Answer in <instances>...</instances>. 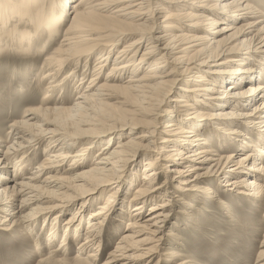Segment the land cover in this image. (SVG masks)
Instances as JSON below:
<instances>
[{
	"label": "bare ground",
	"instance_id": "1",
	"mask_svg": "<svg viewBox=\"0 0 264 264\" xmlns=\"http://www.w3.org/2000/svg\"><path fill=\"white\" fill-rule=\"evenodd\" d=\"M70 1L76 3L74 13L59 48L44 57L38 71H26L39 78L38 86H47L46 94L0 134L2 232L49 216L43 221L48 227L51 221L49 230L34 234L38 251L55 243L59 220L68 213L59 248L38 263L67 264L55 257H64L82 238L72 261L97 264L93 252L80 255L102 246L107 231L128 216L105 264H147L163 251L174 202L192 211L191 202L206 200L211 203L206 208L216 205L230 212L222 183L232 192L230 198L243 194L235 190L248 189L259 211L264 179L255 172L264 174V0H0V46L5 45L0 69L10 68L0 70V92L7 82L19 86L20 77L11 79L8 72L29 64L30 51L47 52L55 43ZM247 21L252 22L239 24ZM8 52L22 55L17 57L21 62L11 65ZM92 58L97 64L83 86L84 78L77 79L71 68L77 71L84 64L86 70ZM109 65L100 83L99 74ZM105 92L117 93L137 118L117 124ZM4 104L9 105L5 97ZM126 132L131 139H125ZM33 149L44 158L26 174ZM138 172L143 173L140 180ZM97 197L104 203L90 211ZM167 251L159 257L187 264L178 262L183 252ZM257 258L264 264V250Z\"/></svg>",
	"mask_w": 264,
	"mask_h": 264
},
{
	"label": "rangeland",
	"instance_id": "2",
	"mask_svg": "<svg viewBox=\"0 0 264 264\" xmlns=\"http://www.w3.org/2000/svg\"><path fill=\"white\" fill-rule=\"evenodd\" d=\"M54 1V0H53ZM57 1V0H56ZM68 2V1H67ZM71 2V1H70ZM78 3V0H76ZM74 4L76 3H69V7L65 8L64 10V16H65V22L63 24V28H61L59 35L53 37L55 39V43L53 45L49 46V49L47 52L43 53H34L29 52L26 57L29 56L31 60H28L29 64H27L23 69L18 70V72H8L9 77L12 79H16L20 77L21 81H19L18 84L13 83L12 85L9 84V82L4 84V88L7 91H10V93L6 96H3L5 93L4 91L0 92V101L2 98L5 97L8 104H4L3 106H0V118L4 120V122L0 125V134L5 135L10 131L9 127L14 121H19L22 119L25 112L28 110L34 108V105H32L33 101H39L44 97L46 94L45 88L47 86H38L37 83L39 82V78H36V76L31 77V73H29V76L26 74V71L28 69H31L33 71L39 70V67L44 62V57L49 56L54 49L59 48V43L62 40V35L64 34V29L69 25L70 19L73 16L74 13ZM260 4V3H259ZM167 9V7H164ZM170 10V9H169ZM167 9V11H169ZM171 11V10H170ZM176 12V11H171ZM48 12L47 14H49ZM162 18L165 17L166 14L161 13ZM253 20V19H252ZM252 21L247 22H241L240 25H246L248 23H251ZM223 23L219 24L215 29L218 31L220 30ZM22 26L19 27V29ZM17 28V27H16ZM207 29V28H205ZM129 43V39L125 44L118 45L116 47V50L114 51L113 57L117 55L118 50L127 45ZM51 44V42H47V45ZM145 42L141 44L140 52L142 51ZM5 45L0 46V59L4 57L2 55V50L4 49ZM16 51V50H15ZM14 52V51H12ZM12 52H8L6 54V58L10 60L11 65L13 64H19L21 61L17 58L19 56H22L20 54H16L15 56H12ZM21 53V51H19ZM93 59V58H92ZM2 63H0L1 65ZM97 64L96 61L91 60L88 65H86V70L84 69V64H81L77 71L75 67H72L71 69L74 70L77 79L79 77L84 78L82 81V84L84 86V83L87 84L90 80V76ZM10 67V65L8 66ZM27 67V68H26ZM111 66H105V68H102L101 73L99 76H101V82H103V79L107 75V73L110 71ZM0 70H6L10 71V68H2ZM169 70H166L165 73H167ZM12 74V75H11ZM36 75V74H35ZM98 76V78H99ZM22 77V78H21ZM99 78V79H100ZM76 79V80H77ZM127 79V76L123 77L122 82H124ZM75 82V81H74ZM74 82L69 84V89H71V92L73 91V84ZM76 83V82H75ZM229 83H225L223 87H226ZM183 83H180L178 87H181ZM86 86V85H85ZM12 90V92H11ZM105 94H109L111 98L106 101V104L109 106V111H113L116 116L117 124H120L121 122L128 121V119L137 118V115L130 111V108L128 106V103L122 99L118 98L117 93L115 92H105ZM3 97H2V96ZM61 93L57 91L55 94V97H59ZM75 93L69 94V97L72 99L74 97ZM72 101V100H71ZM72 103V102H71ZM70 104V102L68 103ZM166 108V107H165ZM26 113L25 115H27ZM163 123L165 120L162 121ZM159 127V134L161 132L162 136V126ZM128 132L124 133L123 135H126L125 139L127 137L129 139L132 138V136H127ZM212 135V134H211ZM120 136V135H119ZM13 141V140H11ZM160 141V139H159ZM41 149V148H40ZM40 149H33L34 151L32 154L28 152L30 155V160H32V163L29 162L31 165L28 167L29 163L25 166L28 167L26 174H30L34 172L33 168H36L38 164L42 161L44 158V155H40L41 150ZM233 148L230 147L229 152H232ZM97 152V151H96ZM95 152V153H96ZM157 154H153L154 157H157L159 150L156 151ZM223 152H226V150H223ZM247 151H244L243 153L237 154L238 157H242L245 155ZM93 154V156L95 155ZM236 156V153H233ZM28 159V160H29ZM96 161V158L92 157V162ZM170 166V165H169ZM12 168V167H11ZM13 171V170H12ZM163 171V170H161ZM138 177L137 179L140 180V178L143 176L142 172L137 173ZM261 179H264V174H256ZM163 177L160 178L159 183L163 181ZM262 185H264V182H260ZM219 189L221 187V192L225 191L224 199L225 202H227L230 212L222 211L218 208L216 205H211L209 208H206L204 206L207 204L205 201H196L191 202V204H194V210L190 211L188 208L185 207L184 209L182 206H177V203L174 202L172 210H174V214L172 215L171 219L169 220L168 224L166 225L164 229V245H163V251H159L157 255H153L151 258H149L150 262L147 264H173L167 262L168 259H170V256H160L164 253L168 252V249L174 250V251H180L184 253V258L181 260H178V262H187V264H263L260 262V260L257 258L259 256V253L264 250V247L262 246V242L264 240V202L259 203L261 204L259 211L257 210L256 206L252 204L253 199L247 195H249L250 191L248 189H239L235 190L233 193H239L243 192V194H233L232 197L235 196V198H230L231 191L227 192L226 190L228 187L224 188L223 184H219ZM218 191V190H217ZM172 191H169V193ZM231 192V193H230ZM133 195V192H131L125 199V204L127 205V202L129 199H131ZM175 195V194H171ZM177 195V194H176ZM227 195V196H226ZM237 195V196H236ZM227 197V198H226ZM172 200V199H171ZM209 200V199H207ZM184 202H187L183 200ZM190 201V200H188ZM92 202V201H91ZM163 202V200L159 201ZM104 203V198H99L94 201V206L90 209V211L96 210V207L99 206L98 204ZM189 203V202H187ZM160 204V203H159ZM204 207V208H203ZM182 208V209H181ZM204 209V210H202ZM181 211L182 214H178ZM28 212V210H27ZM195 218L188 219L189 215L192 214ZM71 214V213H70ZM83 219L86 218L88 215V212L84 213ZM69 217V214H66V217H62L59 222V226L61 227L59 229L60 234L57 237V240L55 243H53L51 246L46 247L43 246V249H40L38 251H35V236L34 234L40 235L42 231L46 230L45 233L50 228V222L49 227L46 226L47 223H43V221L47 220V218H38V223L32 224L29 227L21 228V227H12L9 228V231L2 232L0 227V264H40L38 263L39 260L46 258L49 255L50 250H54L56 248H59V245L61 244L62 235L64 234V225L63 222H66L65 219ZM146 215L144 216L143 220L146 219ZM129 221L128 216L121 220L119 222L118 228L116 230H112L111 233L107 231V236L103 238L102 246H100L98 249L93 248V250H87L86 253L80 255L81 258H87V255L92 253L96 255V263L97 264H105L107 260L109 259V254L115 250V246L117 241H119V236L122 232H124L125 223ZM2 222V221H1ZM48 222V221H47ZM62 224V225H61ZM86 222H83L82 228L86 226ZM108 224L104 226V229H108ZM11 229V230H10ZM123 229V230H122ZM172 232L178 235L177 239L168 237V234ZM82 242V238L75 241L73 250L68 251V253L65 254L63 257H55V258H64L65 261H67V264H75L73 260L74 256L78 255V249L79 245ZM174 246H171V245ZM179 248L177 249L176 246ZM182 245V246H180ZM95 251V252H94ZM147 260L143 263L145 264ZM140 263V262H139ZM142 263V262H141ZM140 263V264H141ZM177 263V262H176Z\"/></svg>",
	"mask_w": 264,
	"mask_h": 264
}]
</instances>
